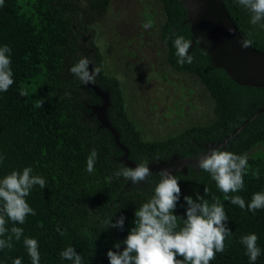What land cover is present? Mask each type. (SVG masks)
I'll use <instances>...</instances> for the list:
<instances>
[{"label": "trees", "instance_id": "obj_1", "mask_svg": "<svg viewBox=\"0 0 264 264\" xmlns=\"http://www.w3.org/2000/svg\"><path fill=\"white\" fill-rule=\"evenodd\" d=\"M124 2L128 1L4 0L0 6V47L11 48L15 81L0 92V155L5 157L0 179L30 166L33 175L46 180L43 189L34 186L26 198L36 214L16 225L23 228V236L13 240L12 249L0 250V264H12L16 257L31 264L25 237L38 241L40 264H72L60 257L69 246L81 255L82 264H109L107 252L126 238L134 227L135 211L151 199L159 182L155 171L137 185L114 177L129 166L120 160L123 152L112 133L91 114L89 106L101 99L70 72L80 59L91 62L90 72L101 69L94 85L109 91L107 118L128 148V159L136 164L149 165L173 155L198 157L203 143L220 140L264 106V87L238 85L222 68L213 67L197 43L188 53L192 62L178 63L174 40L182 36L191 41L180 0H131L134 10L127 17L121 14ZM223 3L247 42L264 50V20L252 24V13L238 0ZM149 21L152 27L144 29ZM125 26L135 31L124 33ZM130 40L137 45L129 46ZM144 48L151 50L148 60L139 59L137 52ZM21 90L27 95L21 96ZM41 98L42 108L37 106ZM135 98L142 106L133 102ZM148 112L161 113L168 127L158 132L155 121L149 123ZM93 148L98 156L89 173L87 158ZM223 150L248 157L244 187L230 193L247 205L254 193L264 192V113ZM253 172H258V179ZM172 173L181 188L174 211L178 217L186 218L183 197L196 199L197 194L204 195L205 187V199L211 203L216 197L224 206L232 235L225 241V251L216 253L210 264H250L240 239L253 233L261 249L255 264H264V209L253 213L231 204L210 174L194 164L187 165L186 173ZM120 216L125 217L123 229L105 223H115Z\"/></svg>", "mask_w": 264, "mask_h": 264}, {"label": "clouds", "instance_id": "obj_2", "mask_svg": "<svg viewBox=\"0 0 264 264\" xmlns=\"http://www.w3.org/2000/svg\"><path fill=\"white\" fill-rule=\"evenodd\" d=\"M238 3L247 8L251 13V23L257 24L264 20V0H238ZM4 0H0L3 6ZM144 29L152 27L151 21L142 25ZM178 63H191L189 49L191 44L180 36L174 40ZM242 47H247L248 42L242 41ZM11 48L7 45L0 47V92H6L15 83L10 59ZM91 62L87 58L80 59L70 68L83 85L94 84L96 76L100 73L99 67L89 71ZM21 96L27 92L21 90ZM44 99L38 100L37 106L43 107ZM202 150L196 158V168L210 174L215 181L217 188L224 194V198L233 205L240 208H247L255 212L264 209V192L254 193L250 203L245 204L244 199L230 193H236L244 187V176L247 174V155H237L220 148H212L210 151L201 145ZM98 153L95 148L87 158L86 170L94 171V164ZM180 158V157H179ZM5 157L0 155V164H3ZM176 171H180L176 169ZM33 169L24 167L22 170H13L10 174L0 179V250L12 249L13 240L20 241L23 236V228L16 225L25 223L29 215H35V211L27 202L34 186L39 185L43 189L46 180L39 175L32 174ZM115 178L123 176L132 184L147 182L152 171L147 162L139 163L136 167H124L116 171ZM159 182L157 183L151 199L135 211V220L126 238L122 242L113 245L114 250L107 252L109 264H210L216 253L225 251V241L232 235L227 226L228 217L223 204L216 197L214 202L205 199L208 189L205 187L204 195L197 194L196 199L192 196H184L187 205L185 210L186 218L174 214L181 196V188L176 175L167 168L160 170ZM253 176L259 178L258 172ZM109 180L112 177L108 178ZM178 218L182 224H178ZM124 216H120L115 223L106 221L109 228H120L124 226ZM13 225L8 227V223ZM61 236L65 235L57 226ZM6 237V238H4ZM258 237L256 234L244 235L240 243L245 246V254L250 264H255L261 255V249L257 246ZM123 249L121 250V245ZM23 245L31 258V264H40V253L38 241L34 238L25 237ZM60 257L71 261L72 264H82V257L75 248L69 246L60 252ZM177 257H182L178 259ZM12 264H22V258L16 257Z\"/></svg>", "mask_w": 264, "mask_h": 264}, {"label": "water", "instance_id": "obj_3", "mask_svg": "<svg viewBox=\"0 0 264 264\" xmlns=\"http://www.w3.org/2000/svg\"><path fill=\"white\" fill-rule=\"evenodd\" d=\"M186 12L187 23L191 32V47L195 43L205 50L215 68H222L231 80L238 85L264 87V50H258L249 43L242 47V41H247L231 19L223 0H180ZM101 99L100 104L90 105L91 114L95 115L100 125L107 128L114 137L115 144L122 150L120 160L129 167L136 163L128 159V148L119 140V133L107 118L106 109L109 106V91L99 86L88 84ZM264 113V106L259 107L247 117L238 127L223 136L220 140L203 143L206 150L212 148L224 149L227 142L238 135L246 125L259 114ZM201 153H199L200 155ZM198 155V156H199ZM196 156L179 158L173 155L169 160H157L150 163L149 168L157 174L167 168L174 172L186 173L188 164L196 165Z\"/></svg>", "mask_w": 264, "mask_h": 264}, {"label": "rangeland", "instance_id": "obj_4", "mask_svg": "<svg viewBox=\"0 0 264 264\" xmlns=\"http://www.w3.org/2000/svg\"><path fill=\"white\" fill-rule=\"evenodd\" d=\"M127 1L128 2H124L123 3L124 9L121 12V14L123 15V17H127L128 16V13L130 11H133L134 10V6L131 7V3H130L131 0H127ZM124 28H126V30L124 31V33H130L131 34L133 31H135V29L133 27H130V26L129 27L128 26H125ZM130 34H126V36L128 38H130L132 36ZM133 45H137V42L130 40L129 46H133ZM150 51H151L150 48H144V49L141 50V52L138 51L137 53L138 54H141V55H139V59L140 60L143 59V58L145 60L150 59V54H149ZM107 70L109 72H111L113 70L112 62L107 63ZM144 70H147V69H144ZM179 78L181 79V76H179ZM135 100H136V98H135ZM135 100H133V102L135 104H139L140 106H142L139 101L136 100L137 101V103H136ZM159 109H161V108H159ZM156 110H158V109H156ZM148 117H150L149 118V123H152L153 120L155 121L153 124H157V127L156 128H157L158 132H159V130L162 131L165 127H168V125H169L168 122H166V124H163L162 123L163 122V117H162V114L159 113V112H148ZM151 129L152 130L154 129L153 128V125L151 126Z\"/></svg>", "mask_w": 264, "mask_h": 264}]
</instances>
